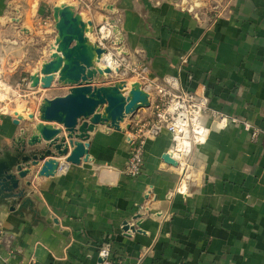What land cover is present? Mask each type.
I'll use <instances>...</instances> for the list:
<instances>
[{
	"label": "crops",
	"instance_id": "1",
	"mask_svg": "<svg viewBox=\"0 0 264 264\" xmlns=\"http://www.w3.org/2000/svg\"><path fill=\"white\" fill-rule=\"evenodd\" d=\"M182 1L97 0L92 17L119 22L129 58L156 83L174 77L188 90L205 86L209 134L189 157L184 192L182 169L163 161L173 154L170 133L147 141L142 173L131 178L124 174L127 140L101 129L90 140L92 162L58 158L55 177L40 178L37 168L36 179H26L38 218L0 208V264H104L107 243L114 263L264 264V144L211 114L264 129V0H200L194 11L193 0L187 8ZM28 4L0 0L1 59L25 40L19 29L30 25ZM23 125L2 113L0 145ZM125 221L140 222L141 232L126 234Z\"/></svg>",
	"mask_w": 264,
	"mask_h": 264
},
{
	"label": "water",
	"instance_id": "2",
	"mask_svg": "<svg viewBox=\"0 0 264 264\" xmlns=\"http://www.w3.org/2000/svg\"><path fill=\"white\" fill-rule=\"evenodd\" d=\"M54 18L58 31L56 52L50 61L43 62L39 73L31 76V87L47 90L58 83L69 87V92L63 97L44 99L37 115L39 123L31 134L22 129L13 138L11 148H0V208L20 217L38 218L28 189L31 181L26 180L33 168H39L38 177L47 179L57 174L59 157H66L72 165L88 162L90 133L99 125L124 131L121 124L128 116L151 105L150 94L141 83H134L128 92L124 91L125 81L108 87L94 86L97 79L112 71L97 65L107 50L90 43L87 26L95 28L93 23L85 22L71 5L55 7ZM11 116L16 126L27 121L18 113ZM35 119L30 115L28 120ZM163 161L179 167L172 152L164 154ZM140 218L136 215L134 219ZM122 229L126 234L141 232V223L131 225L125 221Z\"/></svg>",
	"mask_w": 264,
	"mask_h": 264
},
{
	"label": "rangeland",
	"instance_id": "3",
	"mask_svg": "<svg viewBox=\"0 0 264 264\" xmlns=\"http://www.w3.org/2000/svg\"><path fill=\"white\" fill-rule=\"evenodd\" d=\"M28 2L29 17L31 18L29 21L30 25L23 26L22 29H19L21 31L19 35H25L27 38L25 37V40L22 41L20 45H12L11 51L8 53V58H0L1 114L3 113L11 118L12 116L10 114L18 112L26 114L27 117L28 113L38 115L39 108L44 99H55L68 94L70 88L58 83H55L52 88L47 90H43L41 87L37 89L31 87V76L39 73L43 62L50 61L51 59L53 53L52 47L55 46L58 37L54 18V8L61 5L73 6L77 13L81 16L83 14L86 22H92L95 28L94 31L88 35L90 40L98 44L101 48L106 49L109 53L108 56L104 57L100 66L102 68H111L113 72L111 75H106L97 79L94 86L108 87L122 81L128 83L129 89H131L134 83H141L143 85L139 77L130 69L131 66L140 65V63L129 58L125 49L124 35L119 22L114 18L107 19L103 22V7L100 16L102 20L97 21L92 17L97 0L94 3L87 0H28ZM15 22L20 24L19 19ZM21 65L23 68H26L24 72L19 70V66ZM152 92L153 91L148 92L151 94L150 107L142 108L135 115L126 118L122 126L124 131H119L106 125H99L94 132L90 133L88 143L90 144L91 137L101 129L108 134L119 133L127 140L130 156L133 137L136 138L138 131L144 125H148L153 115L152 97L154 94H152ZM37 123H39L38 118L33 121H25V125L23 126H25L28 133L31 134L34 125ZM13 138L9 139L10 141L6 146L12 147ZM1 147L3 146L0 145V148ZM185 159H187V157ZM92 161L93 159L88 162ZM34 170L36 171L37 168H33L32 175L28 177L33 178V180L36 179Z\"/></svg>",
	"mask_w": 264,
	"mask_h": 264
},
{
	"label": "built area",
	"instance_id": "4",
	"mask_svg": "<svg viewBox=\"0 0 264 264\" xmlns=\"http://www.w3.org/2000/svg\"><path fill=\"white\" fill-rule=\"evenodd\" d=\"M193 1L194 3L189 6L191 11H194L200 5V0ZM182 6L187 8L188 0L182 1ZM130 69L139 77L146 91H153V115L148 125H144L138 131L136 138L133 137L132 149L124 174L131 178L141 175L147 141L156 139L164 132H168L173 136L172 149L175 152V160L179 162V167L182 169L181 185L178 189L179 192H182L186 181L191 178L189 157L193 148L204 144L209 134V130L202 122L203 117L211 111L205 86L199 84L193 90H188L182 87L174 77H168L164 81L156 83L149 78L147 66L136 65L131 66ZM211 114L213 118L219 120L221 125H227V123L240 125L243 131L249 135L252 143L264 144V129L247 120L228 117L217 112H211ZM186 157L187 159H185ZM183 160L185 165L182 166L181 162ZM4 235V232L0 231V247L3 244ZM100 255L104 264H122L121 262L114 263L110 260L111 245L109 243L101 248Z\"/></svg>",
	"mask_w": 264,
	"mask_h": 264
},
{
	"label": "bare ground",
	"instance_id": "5",
	"mask_svg": "<svg viewBox=\"0 0 264 264\" xmlns=\"http://www.w3.org/2000/svg\"><path fill=\"white\" fill-rule=\"evenodd\" d=\"M82 18H83V16H82ZM83 20L85 21V19L83 18ZM86 22V21H85ZM92 30H94V28L92 27V26H87V37L89 38V34L92 32ZM103 38H104V36H103ZM89 40H90V38H89ZM90 43H92V44H94L91 40H90ZM98 45V44H97ZM53 53H55L56 52V47L55 46H53ZM52 53V54H53ZM108 52H106V53H104L103 54V56H102V58L100 59V61H99V63H97V65H98V67L99 68H101L102 70H105V69H111V68H102L101 66H100V64H101V62L103 61V59H104V57H106V56H108V54H107ZM111 71H112V69H111ZM113 72V71H112ZM112 73H110V74H105V75H111ZM124 91H130V89H129V86H128V83H127V89L126 90H124ZM19 114V113H18ZM20 115V114H19ZM30 115H35V114H30ZM30 115H28V119L30 118ZM20 116H22V115H20ZM36 116V115H35ZM23 117V116H22ZM129 117V116H128ZM127 117V118H128ZM24 118V117H23ZM36 119H37V116H36ZM24 120H26L25 118H24ZM126 120V119H125ZM23 122V121H22ZM125 122V121H124ZM124 122L121 124V127L123 126V124H124ZM123 128V127H122ZM175 152L173 151V158L175 159ZM59 158H66V157H59ZM58 159V158H57ZM180 159V158H179ZM65 162H66V160H65ZM178 162V161H177ZM60 163V162H59ZM67 164H71V163H68V162H66ZM179 163V162H178ZM182 163V166L183 165H185V163L182 161L181 162ZM60 166H61V163H60V165H59V168H60ZM58 171H59V169H58ZM57 171V172H58Z\"/></svg>",
	"mask_w": 264,
	"mask_h": 264
}]
</instances>
